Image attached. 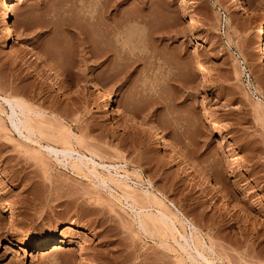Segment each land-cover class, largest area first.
<instances>
[{"label": "rangeland", "instance_id": "1", "mask_svg": "<svg viewBox=\"0 0 264 264\" xmlns=\"http://www.w3.org/2000/svg\"><path fill=\"white\" fill-rule=\"evenodd\" d=\"M241 3L254 11L228 0L12 3V42L0 27V264H264V66L253 48L264 0ZM87 82L114 99L115 117ZM7 95L43 112L41 133L13 127ZM139 213L156 217L148 231ZM191 231L199 252L180 237ZM46 237L67 244L36 254Z\"/></svg>", "mask_w": 264, "mask_h": 264}, {"label": "bare ground", "instance_id": "2", "mask_svg": "<svg viewBox=\"0 0 264 264\" xmlns=\"http://www.w3.org/2000/svg\"><path fill=\"white\" fill-rule=\"evenodd\" d=\"M16 0H0V27L1 31L3 32V36L5 38V41L10 43L14 39V32L12 31V25H11V12H10V7L12 3ZM228 4L230 6H240L246 9L249 12H253L254 9L253 7L248 4V3H241V0H228ZM261 31H260V36L258 40L254 44V50L257 52L259 56V60L261 62V65L264 66V24L261 25ZM89 88V92L91 94L95 95L96 99L99 100L102 103V109L103 111L107 112L108 115H112L113 117L116 116V111L114 110V99H111V96H109L106 92L105 89L102 87L97 86L96 84H92L87 82L85 84ZM3 101H5L9 105L10 109V121L13 125V127L18 131V132H23L25 130L26 133V138L30 137V134L34 133H41V129H43L41 124H39L33 116H42L43 112L37 111V109L33 108L28 102L24 101L22 97H14V96H4ZM259 101V100H258ZM260 102V101H259ZM261 103V102H260ZM260 103H257L260 105ZM262 105V104H261ZM260 105V106H261ZM263 108V107H262ZM261 108V109H262ZM123 112L120 110V113ZM124 113V112H123ZM126 114V113H125ZM127 120L129 124H131L133 127L138 128L142 133H145L151 137V140L153 143L159 144L160 149H167L168 147V141L167 139L163 136L161 131H159L156 127L150 126L147 123H143L139 121L134 115L127 114L126 115ZM45 148L50 150V151H57L56 148L53 146L46 144ZM62 153V155L66 158H73V164L78 165V164H88V162L92 163V168L94 169V161L92 157H89L87 159L77 155L73 156V150L70 147H63L59 149ZM163 216H166L165 214H161ZM148 215V213H139V216L137 218V222L139 227H141L143 230L148 231V224L151 221V223L155 224L156 222V217ZM160 217V218H159ZM158 220L164 221L171 220L170 216H166V220L162 216H159ZM155 220V221H154ZM153 221V222H152ZM166 222V223H167ZM152 224V225H153ZM67 228V227H64ZM195 230V228L193 227ZM185 242L188 243V245L193 244L194 248L196 251H198V246H202L203 244L200 242L201 240L195 232L191 231V234L189 237H186L185 235L181 236ZM30 236L26 237V240L31 242ZM192 240V242H191ZM65 244H67V241L61 237L60 239H57V242L54 243V238L52 237H46L43 238L40 243H38L34 249L36 254H44L51 245H54V248H62ZM199 252V251H198Z\"/></svg>", "mask_w": 264, "mask_h": 264}]
</instances>
